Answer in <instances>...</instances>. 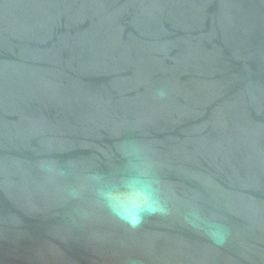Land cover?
Returning a JSON list of instances; mask_svg holds the SVG:
<instances>
[{
  "label": "water",
  "instance_id": "1",
  "mask_svg": "<svg viewBox=\"0 0 264 264\" xmlns=\"http://www.w3.org/2000/svg\"><path fill=\"white\" fill-rule=\"evenodd\" d=\"M0 264H264V0H0Z\"/></svg>",
  "mask_w": 264,
  "mask_h": 264
}]
</instances>
